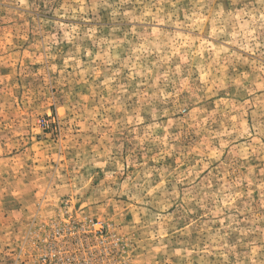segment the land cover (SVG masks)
Segmentation results:
<instances>
[{
    "label": "rangeland",
    "instance_id": "1",
    "mask_svg": "<svg viewBox=\"0 0 264 264\" xmlns=\"http://www.w3.org/2000/svg\"><path fill=\"white\" fill-rule=\"evenodd\" d=\"M0 264H264V0H0Z\"/></svg>",
    "mask_w": 264,
    "mask_h": 264
}]
</instances>
